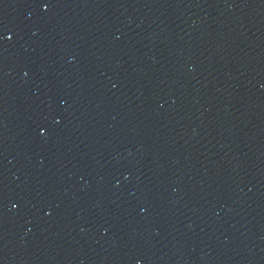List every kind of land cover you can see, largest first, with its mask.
<instances>
[{"label": "water", "instance_id": "95a60500", "mask_svg": "<svg viewBox=\"0 0 264 264\" xmlns=\"http://www.w3.org/2000/svg\"><path fill=\"white\" fill-rule=\"evenodd\" d=\"M0 264H264V0H0Z\"/></svg>", "mask_w": 264, "mask_h": 264}]
</instances>
